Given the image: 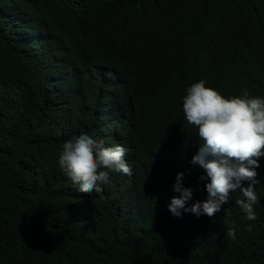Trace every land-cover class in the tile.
Listing matches in <instances>:
<instances>
[{"label": "trees", "instance_id": "16d2710c", "mask_svg": "<svg viewBox=\"0 0 264 264\" xmlns=\"http://www.w3.org/2000/svg\"><path fill=\"white\" fill-rule=\"evenodd\" d=\"M0 7V264H264V157L253 185L256 219L240 216L239 189L222 205L231 239L214 215L169 214L177 171L192 189L187 204L205 198L201 170L179 162L174 144L163 167L146 149L164 140L166 124L182 132L180 98L191 82L204 79L225 97L242 89L264 96V0H0ZM16 9L26 26L42 14L69 55L114 63L117 84L126 75L132 92L117 87L121 110L112 114L132 119L109 138L128 148L133 180L110 172L96 193L61 176L62 142L82 129L105 134L111 95L101 68L64 62L59 47L38 45V57L52 60L29 57L18 43L24 34L10 25ZM27 61L40 73L26 74ZM120 187L127 199L129 187L141 196L131 203Z\"/></svg>", "mask_w": 264, "mask_h": 264}, {"label": "clouds", "instance_id": "9594fccd", "mask_svg": "<svg viewBox=\"0 0 264 264\" xmlns=\"http://www.w3.org/2000/svg\"><path fill=\"white\" fill-rule=\"evenodd\" d=\"M1 9V7H0ZM46 18L40 14L36 21L29 25L25 24V12L16 9L10 14V25L18 26V33L24 34V40L18 42L20 46L28 51V56L38 60H52L50 54L45 59L37 55L38 45L43 49L49 45L59 47V59L67 63L81 62L83 68H101L100 75L104 76L106 91L111 97L108 98L103 108L108 109L111 114L119 112L121 108L115 103V92L119 87L120 94L128 96L132 87L123 73V83L114 82V76L110 73L116 70L115 64L108 61H100L99 65L90 59L69 55L57 41L55 34L51 32L49 24H45ZM257 38V36H249ZM26 74L40 73V68L29 61L24 64ZM54 78L44 77L47 83L59 84ZM50 96L57 93L51 89L46 91ZM184 95L180 98L181 122L184 129L174 123L166 124L165 138L156 146L147 144V153L154 163L163 167L164 155L173 148L177 149L176 159L181 163L188 164L192 170L200 169L201 174L198 181H203V190L206 196L202 200H194L187 204L192 198V189L182 184L183 173H175L172 191L178 196H172L166 204V209L173 217H180L181 210L186 215L196 217L207 215L214 218V224L220 229H226L225 234L235 239V229L227 227L222 205L226 204L230 192L239 189L240 197L235 199V204L241 211L240 216L247 220H255L257 196L253 185L257 183L255 177L256 169L259 167L260 158L264 157V96H251L246 89L241 90L238 96H223L214 88L206 86L204 79L191 82L184 89ZM97 102V99L95 100ZM88 103V102H87ZM175 109V108H174ZM106 123L105 134L97 132L98 137L89 130H80L78 134L65 139L56 157V164L64 171L61 176H68L71 186L75 183L78 188L85 192L101 191L100 184L106 183L110 172H121L128 174L123 179L133 180L135 169L126 160L128 148L119 143H111L109 135L113 134L124 122L132 119L130 112L125 117H116L112 114ZM86 116L79 117L82 126H85ZM186 151V156L182 150ZM128 156V159H127ZM244 182L247 185L244 186ZM121 196L126 198L123 187L118 188ZM131 203L141 193L138 188H128ZM105 195V194H103ZM109 195V194H107ZM242 197V198H241ZM187 204V206H186Z\"/></svg>", "mask_w": 264, "mask_h": 264}]
</instances>
